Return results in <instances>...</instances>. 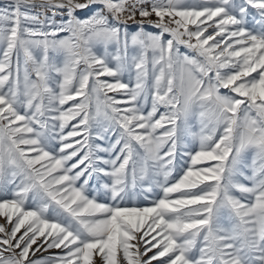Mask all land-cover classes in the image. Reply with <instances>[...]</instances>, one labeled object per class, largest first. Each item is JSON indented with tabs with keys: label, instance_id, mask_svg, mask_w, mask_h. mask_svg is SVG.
Instances as JSON below:
<instances>
[{
	"label": "snow or ice",
	"instance_id": "1",
	"mask_svg": "<svg viewBox=\"0 0 264 264\" xmlns=\"http://www.w3.org/2000/svg\"><path fill=\"white\" fill-rule=\"evenodd\" d=\"M0 217V264H264V0H0Z\"/></svg>",
	"mask_w": 264,
	"mask_h": 264
},
{
	"label": "rangeland",
	"instance_id": "2",
	"mask_svg": "<svg viewBox=\"0 0 264 264\" xmlns=\"http://www.w3.org/2000/svg\"><path fill=\"white\" fill-rule=\"evenodd\" d=\"M153 18H155V17H153ZM147 30H149V31H156L155 29H153L151 27H149ZM209 31H211V29H209ZM253 75H255V73ZM102 79H107V80L111 81V78H109V77H102ZM127 79H128V77L126 76L125 77V81L126 82H127ZM109 95L110 96H116L117 99H120L121 98V96L119 94H117V93H109ZM121 107H123V105H121ZM190 124L193 126V128H192L193 131H198L199 130V124H198V121H197V119L195 117L190 120ZM136 203L139 206H150V201L149 200H145L142 196L139 197L136 200ZM128 206H132V204L129 203ZM3 223H5V220H4L3 217H0V224H3ZM22 231H23V229L21 230V232ZM19 234L20 233H18V235ZM39 243H40V241L38 240V244ZM35 247H36V245H33V248H35ZM59 251H60L59 249H50V250H48V252L41 251V252H37L36 253V256L35 257H31V258H42L43 256H48V255L53 254V253H58ZM150 255H151V253H150Z\"/></svg>",
	"mask_w": 264,
	"mask_h": 264
},
{
	"label": "crops",
	"instance_id": "3",
	"mask_svg": "<svg viewBox=\"0 0 264 264\" xmlns=\"http://www.w3.org/2000/svg\"><path fill=\"white\" fill-rule=\"evenodd\" d=\"M190 2H191V0H190ZM182 51H184V49H182Z\"/></svg>",
	"mask_w": 264,
	"mask_h": 264
},
{
	"label": "built area",
	"instance_id": "4",
	"mask_svg": "<svg viewBox=\"0 0 264 264\" xmlns=\"http://www.w3.org/2000/svg\"><path fill=\"white\" fill-rule=\"evenodd\" d=\"M153 19H155V18H153Z\"/></svg>",
	"mask_w": 264,
	"mask_h": 264
}]
</instances>
